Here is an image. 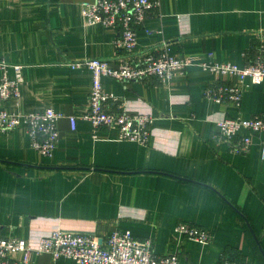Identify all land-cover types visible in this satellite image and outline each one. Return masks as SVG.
Instances as JSON below:
<instances>
[{
  "label": "crops",
  "instance_id": "0c3cea01",
  "mask_svg": "<svg viewBox=\"0 0 264 264\" xmlns=\"http://www.w3.org/2000/svg\"><path fill=\"white\" fill-rule=\"evenodd\" d=\"M88 1L0 0V60L24 66L21 97L6 110L53 109L64 116L50 157L24 129L0 133V235L36 249L58 229L100 238L123 230L152 239L158 255L177 254L179 264H221L229 257L264 264V133L252 136L248 155L212 142L217 121L264 113V82L251 85L241 108L219 104L204 98L215 78L200 67L210 59L239 67L254 59L264 41V0H159L138 30V47L166 43L194 65L166 85L102 79L129 114L152 116L147 145L119 141L117 130L106 128L95 138L81 119L92 72L66 63L116 55L117 31L86 25ZM70 116L78 117L75 131ZM180 222L209 231L211 242L184 238L176 232ZM31 262L77 264L35 252Z\"/></svg>",
  "mask_w": 264,
  "mask_h": 264
},
{
  "label": "built area",
  "instance_id": "2783aa9c",
  "mask_svg": "<svg viewBox=\"0 0 264 264\" xmlns=\"http://www.w3.org/2000/svg\"><path fill=\"white\" fill-rule=\"evenodd\" d=\"M86 25H102L117 31L116 55L110 59H85L66 63L71 68L86 67L92 72V89L88 111L81 117L91 123L94 137L100 129L117 130L118 140L147 145L153 118L147 114H129L119 105L115 95L104 90L102 79L110 77L121 84L148 82L166 85L175 76L193 66L190 57L171 54L168 44L159 48H139L138 30L149 15L160 7L159 0H93L82 4ZM254 59L243 67L219 63L212 59L200 67L213 75L215 81L204 90V98L219 104H233L241 108L244 94L251 85L264 82V41L255 48ZM24 66L0 60V133L24 129L33 147L42 155H53L60 139L58 122L64 116L53 109L25 114L9 113L6 104L21 97ZM235 78V82L221 81ZM71 129H77L78 117H67ZM246 132L248 134H241ZM264 133V113L245 119L242 116L224 118L216 122L212 142L226 144L235 155H248L252 136ZM176 232L184 238L207 245L212 240L209 231L190 223L180 222ZM47 254L54 261L62 258L77 264H179L177 254L158 255L152 239H140L130 231L116 230L104 238L92 234L75 233L63 229L42 238L35 249L19 238L0 235V264H33L32 253ZM19 256L21 258H19ZM221 264H241L229 257Z\"/></svg>",
  "mask_w": 264,
  "mask_h": 264
},
{
  "label": "trees",
  "instance_id": "16d2710c",
  "mask_svg": "<svg viewBox=\"0 0 264 264\" xmlns=\"http://www.w3.org/2000/svg\"><path fill=\"white\" fill-rule=\"evenodd\" d=\"M237 261V260H236Z\"/></svg>",
  "mask_w": 264,
  "mask_h": 264
}]
</instances>
